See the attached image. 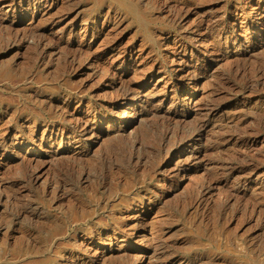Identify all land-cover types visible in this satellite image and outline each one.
Returning a JSON list of instances; mask_svg holds the SVG:
<instances>
[{
    "label": "rangeland",
    "instance_id": "1",
    "mask_svg": "<svg viewBox=\"0 0 264 264\" xmlns=\"http://www.w3.org/2000/svg\"><path fill=\"white\" fill-rule=\"evenodd\" d=\"M261 24L264 0H0V264H264Z\"/></svg>",
    "mask_w": 264,
    "mask_h": 264
},
{
    "label": "bare ground",
    "instance_id": "2",
    "mask_svg": "<svg viewBox=\"0 0 264 264\" xmlns=\"http://www.w3.org/2000/svg\"><path fill=\"white\" fill-rule=\"evenodd\" d=\"M114 1H116V2H125L126 0H114ZM133 7V6H132ZM261 30L263 31L264 30V24H261ZM40 45H42V43H38L37 44V46H40ZM215 53H216V51H214ZM211 54V53H210ZM212 54H213V52H212ZM42 56H44V55H39L38 56V61L40 62L42 59H43V57ZM210 59V58H209ZM212 61V60H211ZM40 64V63H39ZM254 75H255V73H254ZM256 76H257V78L259 79V80H262V81H264V67H259L258 69H257V71H256ZM247 78V77H246ZM256 78V79H257ZM257 79V80H258ZM220 80H222V79H220ZM251 80H253V78L252 79H250V80H246V85L245 86H243V87H241V89L239 90V92L240 93H244V92H246V91H253V89H254V87L256 88V87H258V86H260L262 83L261 82H258V83H253L254 81H251ZM230 81V80H229ZM218 82H220V81H218ZM217 82V83H218ZM227 82V81H226ZM232 82V81H231ZM222 83V82H221ZM220 83V85H222ZM245 83V82H244ZM243 83V84H244ZM226 84V83H225ZM240 84V83H239ZM238 84V85H239ZM217 85V84H216ZM223 86H225V85H223ZM227 86V85H226ZM225 86V87H226ZM240 86V85H239ZM224 87V88H225ZM132 88V87H131ZM131 88H126V90H124V96L123 97H125V101H127L128 99L131 101L132 100V98H135V95H137V93H138V95L140 94V95H143V92H140L138 89H131ZM227 88V87H226ZM232 88H234V86L232 87ZM231 88V89H232ZM230 89V88H229ZM225 90V89H224ZM221 91V90H220ZM229 91H231V90H229ZM225 92H226V90H225ZM233 92V91H232ZM233 93H235V92H233ZM236 93H238V92H236ZM235 93V94H236ZM123 94V93H122ZM229 94H230V92H229ZM158 95V94H157ZM237 95V94H236ZM80 96V95H79ZM150 96H152V97H155L156 95L155 94H150V93H147L146 94V97H150ZM63 97V96H62ZM69 97V100L73 97L72 95L71 96H68ZM82 97V96H81ZM66 98V97H65ZM63 99H64V97H63ZM77 99V98H76ZM123 99V98H122ZM78 100H79V102L82 100V98H78ZM123 101V100H122ZM90 106H94V108L96 109V106H95V104H92L91 102H90ZM143 107V106H142ZM91 108V107H90ZM147 109H149V108H147ZM157 109V108H156ZM222 111V108H219V107H217V106H212L211 108H210V111H213V112H219V111ZM46 111V110H45ZM143 111V110H142ZM155 111V110H154ZM125 112V111H124ZM150 112V111H149ZM189 112V111H188ZM45 113V112H44ZM47 113L49 114V115H52V117L55 119V118H58V122L60 121V123L62 124V125H65L66 124V119H65V116H63L62 114H57L56 113V115H55V108L53 107V106H51V108L49 109V111H47ZM139 113V112H138ZM111 114H113V113H111ZM123 114V113H122ZM152 117H150V118H148V117H145V116H143V115H141V113H140V115H138L137 116V118H136V121L134 122V126H138V127H141V125L143 124V123H145V122H148V120L149 119H152L151 121H154V122H156V119L155 118H157V119H159L158 117L159 116H163V114H161V115H158L157 113H151L150 114ZM109 117V116H108ZM102 118H103V116H102ZM163 118V117H162ZM164 118H165V116H164ZM163 118V119H164ZM167 118V117H166ZM44 119H46V116H44ZM105 118H103L102 120H104ZM161 119V118H160ZM163 119H161V120H163ZM167 119H169V118H167ZM172 119V118H171ZM101 120V121H102ZM160 120V121H161ZM175 120V119H174ZM178 120V119H177ZM180 120V119H179ZM181 120H183V119H181ZM166 121H168V120H166ZM171 121V120H170ZM170 121H168V122H170ZM186 121V120H185ZM172 123H173V121H171ZM177 122V121H176ZM183 122V121H182ZM166 123V122H165ZM179 123V122H178ZM185 123V122H184ZM160 123H158V125H159ZM175 124V123H174ZM174 124H173V126H174ZM207 122H203V123H199L198 125H196L194 128L193 127H191L192 129H183V128H177L176 130H175V128L176 127H174V131L173 130H171L172 129V127L171 126H169V127H171V129H168V128H164L165 130H164V132L161 134L160 132V134L162 135H160L161 136V138H159V137H157V135H156V137L155 138H152V142L150 141V143H148L147 141H146V139L145 138H147V137H145V138H142V137H134L133 138V146H132V150H134V151H131L130 153H126V154H124V153H116V157L115 158H117L118 160H119V163H120V167H122V166H126V167H130L131 165H132V162L134 161V160H136V159H138V160H140V154H141V152H144V154L146 155V157H148V158H157L158 156H160L162 153H164V150L168 147V145L170 144V145H172V146H170L171 148L170 149H175V147H177L178 145H180L179 143H183V142H185L184 141V139L185 138H187V135H189V134H198V136L199 137H202L203 136V134H204V132H206L207 130H206V126H207ZM144 125V124H143ZM147 125V124H146ZM172 125V124H171ZM178 125V124H177ZM181 125V124H180ZM186 124H184L183 126H185ZM175 126H176V124H175ZM144 127V126H143ZM158 127H160V126H158ZM168 127V126H167ZM178 127H179V125H178ZM181 127V126H180ZM149 128V127H148ZM161 128V127H160ZM186 128H188V127H186ZM138 129H141V128H138ZM150 129H151V127H150ZM159 129V128H158ZM73 130V129H72ZM80 130L81 131H77V130H75L74 131V134H77L80 138H82L83 136H85L86 134L87 135H89L91 138H93V137H95V136H97L98 134H99V136L100 135H106V136H115L116 138H118V139H121V138H123L124 137V134L127 132V127H125V126H123V127H120V128H116V129H112V130H97V128H95V127H92V126H87V127H83V128H81L80 127ZM152 130H153V128H152ZM156 130V129H155ZM183 130V133H185V135H183V136H181L180 137V139L178 138V140H179V142L177 143H174L175 141H176V139H175V137L174 138H172V139H175L174 141H171V139H170V137L171 136H173V135H177L176 133H178V132H180V131H182ZM154 131V130H153ZM158 134V133H157ZM142 136H143V134H141ZM151 136H152V134H151ZM195 136V135H194ZM197 136V135H196ZM234 137V136H233ZM232 138V137H231ZM149 140H151V137L149 138ZM148 140V141H149ZM26 143H29V142H33V143H35V141L34 140H26L25 141ZM171 142H173V144H171ZM169 148V147H168ZM87 155V152H86V154H84L83 155V157H85ZM112 155H114L115 156V154H112ZM108 156H109V154H108ZM113 159V158H112ZM108 160H110V159H103L102 161H103V163H107L108 162ZM114 160V159H113ZM116 160V159H115ZM119 165V164H118ZM119 167V166H118ZM157 172H159V168H157V167H155V168H153V171H152V174L153 175H155ZM158 174V173H157ZM86 177H87V179H89L90 178V176H87V175H85ZM65 185H63V187H64ZM191 203H195V202H197V204H198V202H200V198H192L191 199Z\"/></svg>",
    "mask_w": 264,
    "mask_h": 264
}]
</instances>
